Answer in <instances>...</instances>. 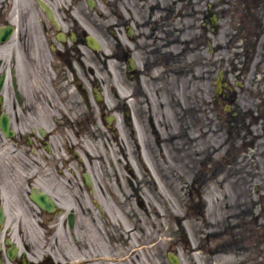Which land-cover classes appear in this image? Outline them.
Instances as JSON below:
<instances>
[{
	"label": "flooded vegetation",
	"instance_id": "af4514ba",
	"mask_svg": "<svg viewBox=\"0 0 264 264\" xmlns=\"http://www.w3.org/2000/svg\"><path fill=\"white\" fill-rule=\"evenodd\" d=\"M45 1L56 24L46 16L35 30L25 11L9 10L7 4L1 14L4 21L0 26L14 16L22 21L17 46L24 51L25 62L21 64L20 81V64H13L12 59L14 42L2 45L0 120L7 117L4 130L9 134L0 125V209L4 214L0 264H61L52 247L46 252V242L34 243L30 236L36 228L43 229L48 237L60 226L67 228L69 214H73L74 228L84 227L93 204L91 192L78 189V177L89 162L87 150V162L78 153L91 148L105 131L99 129L101 116L109 110L103 89L109 87L112 74L118 75V107L124 126L133 131L126 114L129 110L133 117L138 106L131 108L128 101L137 99L141 83L140 69L129 64L132 60L139 64L136 55L146 51L154 53L158 64L157 52L171 43L173 8L159 4V0H151L144 10L129 0H102V7L98 0ZM98 17L100 20H95ZM87 33L101 37L96 68L87 61L95 56L85 46ZM57 36L62 39L58 41ZM148 39L150 46L145 43ZM61 47L68 49L61 51ZM33 49L40 52L36 62L29 59ZM49 51L52 55L48 57ZM256 62V58L250 60V64ZM13 73L18 87L20 82V101L13 93ZM33 190L49 196L56 206L52 213L30 201Z\"/></svg>",
	"mask_w": 264,
	"mask_h": 264
},
{
	"label": "rangeland",
	"instance_id": "374dc122",
	"mask_svg": "<svg viewBox=\"0 0 264 264\" xmlns=\"http://www.w3.org/2000/svg\"><path fill=\"white\" fill-rule=\"evenodd\" d=\"M233 3L234 0H222L219 14H217L220 22L219 28L210 32L208 25L205 26V39L202 40L200 37V47L197 51L190 53L189 64H182V66L180 64H172L173 70H175L173 79L177 77L176 74L180 70L179 67L181 70H184V73L179 72L177 81H173L174 106L175 109H179V103L180 106L185 108L184 113H181L183 110L180 109L178 114H175L173 124L182 123L188 129L184 133L181 131L183 136L179 139L175 137L172 140L164 141V144L154 147L156 150L154 162H157V167L154 166V168L157 169L158 176L165 173L162 165L163 162L169 167L170 171L174 169L176 176L188 188L193 186L192 179L194 176L205 177V179L200 178L199 182L201 183L198 189L202 190L203 199L201 204L206 207L207 217L206 221L202 222L203 227L196 223V230L203 237L198 232L191 230L187 233V237L190 235L187 242L185 239L183 240V234L178 235L176 231L173 237L176 242L171 243L169 246L167 245L170 242H167L164 249L176 248L179 253H182L184 264L193 263V260L186 259L191 254L187 249L188 245L192 248H197L203 244L207 248L214 246L223 237V226L226 223L230 226V222L235 224L236 234L238 239L240 238L234 249L229 252H220L221 254L205 255L204 259H197L195 264H216L218 263V259L225 255L232 258V263L230 264H236L239 261L242 262L241 264H264V217L258 213L259 206L254 201L255 206L253 205L251 226L241 229V221L237 218L244 214V212H247L249 207L248 193L245 190L247 187L246 182L248 180L249 168L252 171L251 178L253 182L257 180L254 178L253 169L255 167L249 159H241L235 169L229 160L232 157L233 148L243 142V144L247 145V148L243 151L249 154L248 157L252 156L258 166L263 168L261 158H264V138L259 132L258 124L255 127L249 126L251 136L242 139L237 138L239 139L236 141L237 145L233 147L235 141L232 143L230 138H228L230 134L226 126V123L229 122L227 120L228 116L222 109V101L219 100L218 102L215 96L216 88L214 80L218 71L223 70V72H226L224 80L232 89H234V82L236 80L243 84L238 90L239 92L234 104L230 106L231 111L235 108L238 115L244 114L245 112H249L251 108L255 110L256 103L254 102L256 100L264 99V87H262V84H256L255 81L251 83L250 81L252 74L247 72L249 64H233V55L236 54L237 49L233 48L230 40L233 36L235 37V28H238L237 26L240 23L237 13L232 9ZM197 44L196 35H192L190 45ZM234 46L240 48L239 45L234 44ZM254 70H257V68ZM256 75L262 76L264 79V66L258 67ZM181 78L184 79L183 82H181ZM256 89L257 91H255ZM226 90L229 91L228 89L224 90L225 100L230 97V94ZM159 91L162 90L157 89V92ZM176 118H181V121ZM249 143H253L252 147H248ZM251 148L254 150L251 151ZM205 158L211 159H207L206 161ZM213 160L218 162V169L216 165L214 166ZM202 163L205 164L202 165ZM202 168L210 171L214 170L212 173L210 171H208L209 173H205ZM235 172L239 175L236 178L238 185H233L237 189V196L232 194L231 186L228 189L229 182L235 177ZM162 180L168 179L164 177ZM171 186L172 184L169 183L168 188ZM191 189L195 191L197 188L193 186ZM178 196L179 192L176 193L173 189V193L168 197L169 211L162 212L165 215L170 214V221L175 217L174 214L181 213V208L176 203L179 199ZM253 197L255 199L257 196L253 195ZM221 202L225 204V209H219L223 206ZM198 204L196 203L194 209L196 215L199 211L197 209ZM235 216L237 217L235 218ZM196 217L194 216L195 219ZM216 222L219 223L218 226L215 225ZM189 224L191 225L192 223L190 222ZM173 225L171 221L170 226L174 228ZM192 228L193 225L192 227L190 226V229ZM241 230L244 231L239 233ZM110 232L112 236L110 241L113 242L117 239V235L112 231ZM111 254L117 256L119 252H111ZM162 262L166 264L163 257Z\"/></svg>",
	"mask_w": 264,
	"mask_h": 264
}]
</instances>
